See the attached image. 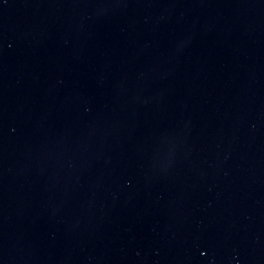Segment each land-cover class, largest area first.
Wrapping results in <instances>:
<instances>
[{"label": "water", "instance_id": "1", "mask_svg": "<svg viewBox=\"0 0 264 264\" xmlns=\"http://www.w3.org/2000/svg\"><path fill=\"white\" fill-rule=\"evenodd\" d=\"M0 264H264V0H0Z\"/></svg>", "mask_w": 264, "mask_h": 264}]
</instances>
